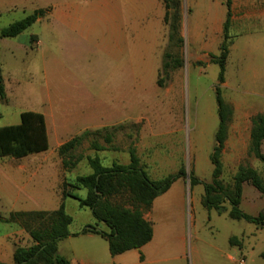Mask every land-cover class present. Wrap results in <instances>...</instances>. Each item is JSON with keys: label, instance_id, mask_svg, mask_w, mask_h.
Instances as JSON below:
<instances>
[{"label": "rangeland", "instance_id": "374dc122", "mask_svg": "<svg viewBox=\"0 0 264 264\" xmlns=\"http://www.w3.org/2000/svg\"><path fill=\"white\" fill-rule=\"evenodd\" d=\"M62 1L0 0V32L33 11L50 10ZM78 1L91 6L101 0ZM116 1L126 3V0ZM158 1L159 4L157 0H127L129 5L137 2L144 6L145 34L142 47L137 51L129 47L126 85L123 72L119 73V61L110 59L106 51L89 49L82 53L77 47L57 46L55 20L41 22L39 19L17 38L1 39L0 64L6 97L0 96V127L19 124L21 113L25 111L42 110V101L45 113L46 87L40 84L44 81L40 74L43 60V67L46 64L51 68L50 93L61 103L69 100L74 111H78L82 99L88 97L83 103L95 106L94 111L105 113L115 108L123 120L118 125L124 127L116 131L110 144L114 149L92 150L91 141L107 145L105 134H96L91 135L75 155H97L105 166L128 164V148L135 142L141 164L152 179L174 175L183 167L188 175L194 172L201 181L210 183L214 168L210 155L219 123L216 89L220 73L211 56L219 54L227 18L225 0H178L180 35L184 43L173 52H178L183 66L160 77L162 87L158 86V79L168 45V26L159 22L165 7L164 0ZM250 1L253 13L248 21L237 20L241 17L232 8L230 34L235 39L227 61L226 81L220 85L225 101L234 110L222 155V179L227 184L233 182L241 165L255 168L264 178V164L249 155L252 118L264 112V0ZM90 25L98 32L94 40L104 42L100 27L104 22L94 18ZM58 30L63 31V28L58 26ZM163 31L167 37L164 47L145 37H158ZM32 36L40 37L44 45L34 46ZM82 127L77 124L71 128L74 137ZM69 138L70 135H63V140ZM262 150L264 153V145ZM49 151L28 157L40 155L47 160H62L54 145ZM12 160L9 156L0 159V205L3 206L0 208L6 216L20 208V205L14 206L13 200L19 191L8 179V164ZM87 167L84 160L72 177L89 173ZM78 194L84 197L86 192ZM203 198L202 184L191 187L189 179L180 178L170 193L156 199L155 208L152 207L156 237L146 248L144 262L139 264H264L261 257L264 227L232 220L228 213L209 211L203 205ZM241 208L253 216L264 213V196L251 184L244 185ZM67 213L74 219L71 226L74 232L87 224H96L92 211L81 208L76 200H68ZM4 225L9 224L0 223V228L9 227ZM10 226L16 227L15 224ZM66 239L61 244V253L70 260L88 264L110 257L108 243L100 236ZM12 246V242L7 244L8 249ZM9 258L11 260V256Z\"/></svg>", "mask_w": 264, "mask_h": 264}, {"label": "trees", "instance_id": "16d2710c", "mask_svg": "<svg viewBox=\"0 0 264 264\" xmlns=\"http://www.w3.org/2000/svg\"><path fill=\"white\" fill-rule=\"evenodd\" d=\"M227 18L223 25L222 42L219 54L212 55V63L220 68L219 86L216 89L219 123L215 134V145L210 155L213 164L212 181H201L194 172L189 175L182 167L178 173L154 180L141 164L137 154L136 143L128 148L129 163H113L105 166L99 156L75 155L91 135L105 134L107 145L91 141L90 148L96 152L114 149L113 142L116 131L124 125L106 127L97 131L87 130L63 144L58 149L63 167L69 174L63 183V197L79 202L81 208H88L96 220V224L85 226L81 234H95L103 238L114 257L131 250L141 249L149 244L154 237L153 223L145 218L155 200L167 193L180 178L189 179L191 187L204 186V207L219 214L228 213L235 221H246L256 226L264 227V213L257 216L244 212L241 208L244 185L251 184L264 196V178L258 170L248 165H241L233 177V182L227 184L222 175L224 166L222 155L228 139L230 123L234 116L233 107L228 104L222 94L220 85L226 81L227 61L234 44L235 36L232 29V0H225ZM164 23L168 26V45L164 52L162 68L159 72L158 86H163L162 76H168L171 71L183 66V60L178 52L184 43L180 35L181 11L178 0H164ZM49 10L37 9L24 19L16 21L3 28L1 39L17 38L32 27L39 19L45 17ZM35 36H32L33 43ZM0 96L6 97L4 79L0 64ZM264 112L252 118L249 155L264 164ZM49 149V139L45 116L35 111L21 113V122L15 125L0 127V159L12 157L24 158L32 154L45 152ZM86 160L90 172L75 175L73 171ZM79 191H85L82 197ZM226 204L230 206L227 209ZM0 223L16 224L26 230L33 240L29 247H17L14 253L15 264H71L59 253V242L68 238L73 217L67 213L63 203L55 212H12L9 216L0 213ZM104 225L105 228L101 227ZM79 235V234H76ZM264 259V253L261 255ZM141 259L143 257L141 256ZM0 264H5L0 262Z\"/></svg>", "mask_w": 264, "mask_h": 264}, {"label": "crops", "instance_id": "0c3cea01", "mask_svg": "<svg viewBox=\"0 0 264 264\" xmlns=\"http://www.w3.org/2000/svg\"><path fill=\"white\" fill-rule=\"evenodd\" d=\"M83 2H79L78 0H64L62 2H59L54 7H51L47 15L41 18L40 21H56L57 33L54 38L57 46L68 48L77 47L82 51V53H85L89 49H101L106 51L109 54L110 59L119 61V73L122 74L123 72L125 78L124 83L126 85L129 63V47H133L135 51H137L139 47H142V43L144 42V21H142L144 6L138 5L137 2L129 5L127 3V0L125 5L118 3V1L116 0H101L99 2L92 3L91 6H89L88 3L85 4ZM157 2L159 4L158 0ZM251 6L252 4L250 0H232L233 12L237 13L241 17L240 19L237 18V20L248 21L250 19V14L253 13ZM91 13L93 15H91ZM164 16L165 12L161 11L159 22L162 26H164L165 24ZM94 18H96V20L104 22V26H100L102 29L101 40L104 39V42H97L94 40L98 35V32L94 31L93 26L90 25L92 19ZM58 26H61L63 28V31H59ZM145 37L147 40H151V42L153 41V43L155 42L156 45L160 43V46L163 45V47L167 42V37H165L164 31L161 32L158 37H150L148 35H145ZM33 44L36 47L44 45L40 37L37 36H35ZM44 48L47 49V47ZM51 52L54 53L52 47ZM41 53H43L42 47ZM50 70L51 68L47 67L46 64L43 67L42 60L40 74L41 78L44 77V81L40 84L41 86L45 85L46 87V99L44 104L46 107L45 113H43L42 101V110L35 112H39L45 116L49 139V149L38 154L42 155L46 152H50L49 150L53 145L54 150L58 151V149L63 144L74 137V131L71 130V128L73 126H76L77 124L78 126L83 125V127L77 134L79 135L87 130L97 131L106 127L117 126L118 124H121L123 122L120 117L121 115H119L118 109L114 108L112 111L108 110L105 111V113H98L93 109L95 108V106L91 104H84L83 102L87 101L89 99L88 97L82 99L78 111H74L75 108H73V105L69 100L65 104L61 103L56 98V96H53L50 93L49 87L52 85V82H50L52 81V77L50 76L49 72ZM79 101L80 100H77V102ZM64 109L65 111H63ZM65 134L70 135V138L68 140H63V135ZM40 155H34L30 158L28 156L27 158L24 157V161V158H13L12 162L8 164V179L14 185V188L18 189L19 191V193L15 194V197L13 198L14 206L20 205V208H18V210L10 211V213L55 212L61 207L63 203L65 204L67 211V202L72 198L64 199L63 183L65 178L68 177L69 174L65 171L62 160H47L43 159ZM3 164L7 166L6 163ZM54 165H57L59 167L55 168ZM41 181H43V186H41ZM172 187L166 194L172 191ZM1 201L2 200L0 195V203ZM156 201L157 200H155L153 204V208H155ZM0 207L3 208V206L1 205ZM1 208L0 213L4 215L1 212ZM153 208L151 212L145 214V218L153 223V240H155L156 227L153 222ZM9 214L7 216H9ZM10 225L11 224L4 225L9 226L7 228H0V262L5 264H15L14 253L17 247H29L33 245V240L25 229L19 227L16 224V227ZM71 226V235L66 240L70 238L80 237L93 239L98 236L90 233L81 234L83 228L78 230L77 232H74L71 230ZM9 242L13 243L11 249H8L7 247V244ZM62 242L63 240L59 242V253L63 257H65L71 264H86L84 262H79L78 260H70L65 255H63L61 253ZM147 246L148 244L141 249L131 250L114 257H111L110 254V257H105V259L88 264L143 263ZM9 256H11V260H9ZM141 256L144 258L141 259Z\"/></svg>", "mask_w": 264, "mask_h": 264}]
</instances>
